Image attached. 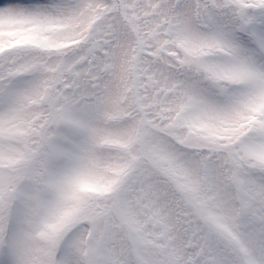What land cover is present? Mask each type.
Masks as SVG:
<instances>
[{"label": "snow or ice", "instance_id": "snow-or-ice-1", "mask_svg": "<svg viewBox=\"0 0 264 264\" xmlns=\"http://www.w3.org/2000/svg\"><path fill=\"white\" fill-rule=\"evenodd\" d=\"M0 264H264V0H0Z\"/></svg>", "mask_w": 264, "mask_h": 264}]
</instances>
